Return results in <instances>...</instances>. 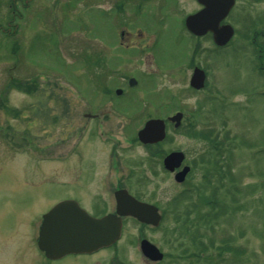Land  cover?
I'll return each mask as SVG.
<instances>
[{
  "label": "rangeland",
  "instance_id": "1",
  "mask_svg": "<svg viewBox=\"0 0 264 264\" xmlns=\"http://www.w3.org/2000/svg\"><path fill=\"white\" fill-rule=\"evenodd\" d=\"M26 1L0 0V264H75L39 250L42 218L76 186L105 194L116 182L164 217L155 231L126 224L123 261L140 259V233L175 264H264V0H237L226 47L187 30L196 0ZM16 10L21 22L12 21ZM195 67L208 75L200 91L190 87ZM177 112L183 126L169 124L165 142H138L148 119ZM210 138L230 154L205 155ZM172 151L193 169L187 183L164 169ZM215 162L224 179L211 183L223 184L227 208L202 223L196 217L209 207L199 195H210L205 175ZM184 218L194 224L179 234ZM193 234L207 249L198 261L183 258L195 251Z\"/></svg>",
  "mask_w": 264,
  "mask_h": 264
},
{
  "label": "water",
  "instance_id": "2",
  "mask_svg": "<svg viewBox=\"0 0 264 264\" xmlns=\"http://www.w3.org/2000/svg\"><path fill=\"white\" fill-rule=\"evenodd\" d=\"M205 8L186 20L187 29L196 36H203L208 32L214 34L217 45H226L234 35L230 25L221 26V22L228 16L234 6V0H198ZM206 74L196 68L191 79V86L202 89L205 86ZM131 86L136 84L132 79ZM121 90L117 91L120 95ZM183 118L182 113H177L169 118L178 128ZM139 140L144 144H156L166 137V125L163 120L148 121L138 133ZM185 155L174 152L164 160L167 170L174 172L180 168ZM190 168L185 167L176 175L179 183L185 181ZM118 214L101 219L90 216L74 201H65L57 204L44 217L40 229L38 245L50 259H57L70 253L94 252L102 247H107L119 240L122 230V217L132 216L145 224L159 226L161 216L155 206L142 203L134 199L126 190L117 193ZM142 248L146 256L152 259H161L163 254L150 242L144 240Z\"/></svg>",
  "mask_w": 264,
  "mask_h": 264
},
{
  "label": "flooded vegetation",
  "instance_id": "3",
  "mask_svg": "<svg viewBox=\"0 0 264 264\" xmlns=\"http://www.w3.org/2000/svg\"><path fill=\"white\" fill-rule=\"evenodd\" d=\"M28 1H30V0H27L26 2H28ZM141 1H147V0H141ZM236 2H237V0H236ZM202 8H203V6L200 5V9L198 11H200ZM19 14L20 13L19 12L17 13V10H16V12L14 13V17L12 19L13 22L17 18H19V20L21 22V20L24 17L21 14H20V16H17ZM12 21L8 23V26L9 27H12V24H13ZM222 23L224 24L225 22L223 21ZM15 25H18V24L15 23ZM9 30H11V29L9 28L8 31ZM2 31L5 32V30H2ZM121 34H122V36L124 38L127 35L125 31H122ZM209 34L212 35V38L214 40V35L212 33H208V35ZM261 53L262 54L264 53V49L263 48L261 49ZM260 57L263 58V55H260L259 58ZM260 71L261 72H264V66L261 65ZM206 74H207V72H206ZM131 79L132 78L129 79V82H128L129 85H130V80ZM207 79H208V75H207ZM170 117H167V120ZM89 118H96V117L95 116H92V115H89ZM177 171H179V170H177ZM184 183H186V180H185ZM68 185H70V184H68ZM88 185H90V184L87 183V182H85V183H82L80 185V187H82V186H88ZM105 185L110 187V189H107V188L105 189V192H106L105 194L97 193V194H93V195H91L89 192L87 194V192H86L87 190L85 188H77V186H76V188L73 189V193H72L71 196H69L67 198L60 199L59 201L55 202V205L59 204L60 202H64V201H74V202H77L78 205L82 209H84L85 211H87L91 216H93L95 218L100 219V218H103V217H105L107 215H113V216L119 217L118 210H117L118 209L117 193L119 191H121V190L126 189V188L124 186H122L120 182H116V184H114L113 187L110 186V185H108V184H106V183H105ZM73 186H75V185H73ZM80 190H82V191L83 190L84 191L86 190L85 191L86 196H87L86 199H83L84 194H81L79 192ZM126 190L137 201L143 202V203H147V204H151V205H155V204H153L151 202H148L146 200H143L139 196L133 194L130 190H128V189H126ZM75 191H76V194H75ZM107 192H109V193H107ZM155 206L157 207V205H155ZM129 221L134 222L142 230L148 229L150 231H152V230L155 231L156 229H159L160 228V227L155 228L153 226L143 224V223L139 222L138 220H136L135 218H132V217H124L123 220H122L123 226H122L121 239L119 241H117L116 243L108 246V247L101 248V249L96 250V251H94L92 253H89V252L70 253V254H67L65 256H62L60 258L54 259V260L48 259L46 257V255H45V253L44 252H42V253H43V255L49 261H51L53 263H57V262H60V261L65 260L67 258H70V259H72L74 261L75 264H129V263L123 261L121 259V257H120V254H121V252H120V250H121L120 246H121V242L123 241V239L125 237V229H126L125 226H126V224ZM137 239H138V241L135 242V248H137V250L139 252L138 254L141 255V256H140V259H135L134 262L131 263V264H175V261H177L176 259H169V258H167V254H165L160 249V247H158L155 243H153L152 241H150L147 238L146 235L139 233ZM144 240L149 241L151 244H153L154 246H156L160 250V252L163 253V258L156 259L155 260V259H152V258H149L148 256H146L145 253H144V251H143V248H142V242ZM138 246H139V249H138Z\"/></svg>",
  "mask_w": 264,
  "mask_h": 264
},
{
  "label": "trees",
  "instance_id": "4",
  "mask_svg": "<svg viewBox=\"0 0 264 264\" xmlns=\"http://www.w3.org/2000/svg\"><path fill=\"white\" fill-rule=\"evenodd\" d=\"M194 128V125H193ZM209 144L211 145L209 152H207L205 155H212L213 153V157L214 159L217 161L219 156L221 157L223 155V153L227 152V155L230 154L231 152V145H229L228 147L224 145V142H219L218 140H212L210 138ZM159 146V145H158ZM216 151V153H214L213 151ZM229 152V153H228ZM212 162V161H211ZM213 165H211L213 171L208 172V174L205 175V179L207 181L206 184L209 185V183H211V179H224V176H222V169L221 166L218 163H212ZM213 173L212 176H210V174ZM214 175H218L220 176L219 178L217 177H213ZM213 177V178H212ZM212 184V183H211ZM210 188H212L210 195L206 196L205 194H201L199 195V202H202V205L209 207V209H207L206 212L202 213V214H198L199 216L196 217V221L198 222H202V223H209L213 221V218L216 217L219 213H221L222 211H224V208H227V203L224 199H220L218 198L217 195V190L223 188V184L216 186L215 184L209 185ZM188 193V192H187ZM187 193H184V195H188ZM182 198V197H181ZM186 216L188 217V214H186ZM182 225H179V234L182 233H187L190 230V227L193 226V222L188 220V218H184L182 220ZM177 228V229H178ZM201 238H197L196 234L191 235V242L194 245L195 251L189 252L187 249L186 251H184V256L185 257H189V258H195L197 259V261L199 259H201L203 257V255H201V253H205V251L207 250L204 246V243L202 240H200ZM232 244H225L224 248H228L232 250ZM224 251L223 253H218V257H220V260L225 259L224 257Z\"/></svg>",
  "mask_w": 264,
  "mask_h": 264
}]
</instances>
